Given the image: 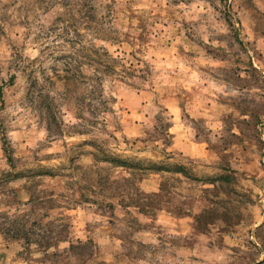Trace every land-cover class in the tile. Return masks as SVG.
Returning a JSON list of instances; mask_svg holds the SVG:
<instances>
[{"label": "rangeland", "instance_id": "obj_1", "mask_svg": "<svg viewBox=\"0 0 264 264\" xmlns=\"http://www.w3.org/2000/svg\"><path fill=\"white\" fill-rule=\"evenodd\" d=\"M0 90V264H264V0H0Z\"/></svg>", "mask_w": 264, "mask_h": 264}, {"label": "trees", "instance_id": "obj_2", "mask_svg": "<svg viewBox=\"0 0 264 264\" xmlns=\"http://www.w3.org/2000/svg\"><path fill=\"white\" fill-rule=\"evenodd\" d=\"M103 55H104L106 58H109L108 55H107V53H104ZM11 81H12V79H11ZM0 94H1V90H0Z\"/></svg>", "mask_w": 264, "mask_h": 264}]
</instances>
